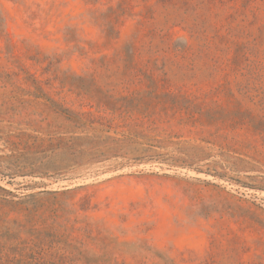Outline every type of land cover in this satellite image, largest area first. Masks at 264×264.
<instances>
[{"label":"rangeland","instance_id":"obj_1","mask_svg":"<svg viewBox=\"0 0 264 264\" xmlns=\"http://www.w3.org/2000/svg\"><path fill=\"white\" fill-rule=\"evenodd\" d=\"M0 264H264V0H0Z\"/></svg>","mask_w":264,"mask_h":264}]
</instances>
